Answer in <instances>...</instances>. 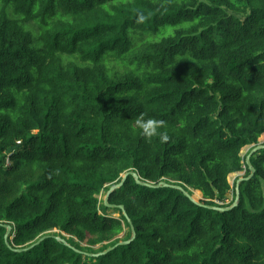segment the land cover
Returning a JSON list of instances; mask_svg holds the SVG:
<instances>
[{
	"label": "trees",
	"instance_id": "16d2710c",
	"mask_svg": "<svg viewBox=\"0 0 264 264\" xmlns=\"http://www.w3.org/2000/svg\"><path fill=\"white\" fill-rule=\"evenodd\" d=\"M263 134L264 0H0V264H264Z\"/></svg>",
	"mask_w": 264,
	"mask_h": 264
},
{
	"label": "water",
	"instance_id": "95a60500",
	"mask_svg": "<svg viewBox=\"0 0 264 264\" xmlns=\"http://www.w3.org/2000/svg\"><path fill=\"white\" fill-rule=\"evenodd\" d=\"M264 149V145H262V144H258V145H256V146H254L251 150H250V152L248 153V155H247V157L245 158V165L248 167V169H249V171H250V174H249V176H247V177H245V178H238V181H237V184H236V197H235V201H234V203L232 204V206L231 207H229V208H218L217 210H219V211H222V212H224V211H228V210H230L231 208H233V207H235L236 206V203H237V200H238V197H239V183L241 182V181H244V180H248V179H250L252 176H253V174H254V172H255V169L252 167V165H251V163H250V158L256 153V152H258V151H260V150H263ZM128 175H130L129 173H125L123 176H122V180L118 183V184H115V185H113V186H111L110 187V189L107 191V193H106V195H105V199H104V201H103V204L106 206V207H108V208H118V209H120V210H122V212H123V214L126 216V214H125V212H124V207L123 206H115V205H109L108 204V198H109V196L116 190V189H119L122 185H123V183H124V181H125V179L128 177ZM132 176H133V178L135 179V182L137 183V184H141L142 185V183L139 181V178H138V176L136 175V174H131ZM145 187H148V188H159V187H162V186H166V187H168L169 185H167V184H164L163 182H160L159 184H157V185H153V184H149V183H144L143 184ZM169 187H172V188H174V189H177V190H179V191H181V192H183V194L186 196V197H188L191 201H193L194 203H196V204H198L200 201H196L194 198H193V195L191 196V195H189L187 192H185V191H183V189L181 188V187H179V186H176V185H171V186H169ZM6 234H5V236H4V240H5V243H7V237H8V234L10 233V231H11V227L10 226H7L6 227ZM42 240V239H41ZM37 243H39V242H37ZM125 242H121V243H118V244H116L114 247H116L117 245H122V244H124ZM114 247H111V248H108L107 250H105L104 252H102V253H99L98 255H96V256H99V255H105L106 253H108L109 251H111ZM18 252H20V251H18Z\"/></svg>",
	"mask_w": 264,
	"mask_h": 264
},
{
	"label": "clouds",
	"instance_id": "9594fccd",
	"mask_svg": "<svg viewBox=\"0 0 264 264\" xmlns=\"http://www.w3.org/2000/svg\"><path fill=\"white\" fill-rule=\"evenodd\" d=\"M138 128L146 138H152L154 136L159 137L162 141H167L169 136L161 129L166 127V122L155 118H149L147 120L139 118L136 121Z\"/></svg>",
	"mask_w": 264,
	"mask_h": 264
},
{
	"label": "rangeland",
	"instance_id": "374dc122",
	"mask_svg": "<svg viewBox=\"0 0 264 264\" xmlns=\"http://www.w3.org/2000/svg\"><path fill=\"white\" fill-rule=\"evenodd\" d=\"M263 135H264V134H263ZM260 138H261V137H260ZM258 144H262V145H264V139H260V141H259ZM250 147H253V146H250ZM250 147H246V148H244V149L242 150L241 155H242L243 157H245V158L247 157L248 153L250 152V151H249ZM244 172H245V171H242V172H239V173H236V174H232V175H230L229 178H228L230 185H233V183H234V181L236 180V178H242L243 175H244ZM194 192H196V191H193V192H192L193 198H194L197 202H198V201H202V196H201V194L199 193L198 195H196ZM105 195H106V193L102 192V193L98 196V200H99V202H103V201H104V199H105ZM109 212H112V211H109ZM112 215L117 217V214H112ZM54 232H55V231H54ZM121 237H122V235H121Z\"/></svg>",
	"mask_w": 264,
	"mask_h": 264
},
{
	"label": "crops",
	"instance_id": "0c3cea01",
	"mask_svg": "<svg viewBox=\"0 0 264 264\" xmlns=\"http://www.w3.org/2000/svg\"><path fill=\"white\" fill-rule=\"evenodd\" d=\"M260 139H264V135H262ZM260 139H259V141H260ZM259 141H258V143H259ZM252 148H253V147H250L249 151H250Z\"/></svg>",
	"mask_w": 264,
	"mask_h": 264
},
{
	"label": "bare ground",
	"instance_id": "6f19581e",
	"mask_svg": "<svg viewBox=\"0 0 264 264\" xmlns=\"http://www.w3.org/2000/svg\"><path fill=\"white\" fill-rule=\"evenodd\" d=\"M194 193H195L196 195H198V194H199V192H197V191H196V192H194Z\"/></svg>",
	"mask_w": 264,
	"mask_h": 264
},
{
	"label": "built area",
	"instance_id": "2783aa9c",
	"mask_svg": "<svg viewBox=\"0 0 264 264\" xmlns=\"http://www.w3.org/2000/svg\"><path fill=\"white\" fill-rule=\"evenodd\" d=\"M244 168V167H243ZM243 171H245V170H243Z\"/></svg>",
	"mask_w": 264,
	"mask_h": 264
}]
</instances>
